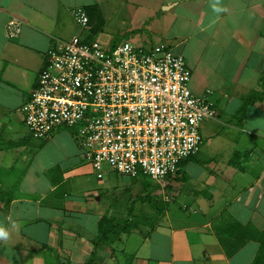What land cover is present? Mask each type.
Segmentation results:
<instances>
[{
	"label": "crops",
	"instance_id": "1",
	"mask_svg": "<svg viewBox=\"0 0 264 264\" xmlns=\"http://www.w3.org/2000/svg\"><path fill=\"white\" fill-rule=\"evenodd\" d=\"M77 7L97 9L90 31ZM13 19L17 38L7 34ZM112 24L121 43L183 55L190 89L210 92L217 110L189 172L163 183L170 193L108 167L99 178L74 131L39 141L24 123L56 40L108 45ZM0 222L11 232L0 264H253L264 246V0H0ZM103 223L135 227L96 246ZM218 229L244 242L231 256Z\"/></svg>",
	"mask_w": 264,
	"mask_h": 264
},
{
	"label": "built area",
	"instance_id": "2",
	"mask_svg": "<svg viewBox=\"0 0 264 264\" xmlns=\"http://www.w3.org/2000/svg\"><path fill=\"white\" fill-rule=\"evenodd\" d=\"M90 31L85 8L71 11ZM21 22L11 20L9 38ZM183 55L165 45L124 41L108 48L98 40H56L22 112L31 138L49 140L60 129L76 133L98 177L104 164L129 179L163 184L203 147L202 125L217 116L210 92L190 89Z\"/></svg>",
	"mask_w": 264,
	"mask_h": 264
},
{
	"label": "trees",
	"instance_id": "3",
	"mask_svg": "<svg viewBox=\"0 0 264 264\" xmlns=\"http://www.w3.org/2000/svg\"><path fill=\"white\" fill-rule=\"evenodd\" d=\"M85 9H86V11L88 13L89 19L93 20V18L95 16L94 12L97 11V9L94 8V7L85 8ZM103 24H104V22L102 21L101 26ZM90 25H91V21H90ZM89 40H91V39H89ZM195 157L196 156L191 157L188 160L182 162L181 165L179 166L178 172L175 175L168 177L167 179H170V178L173 177L176 180H180V179L184 178L185 174L183 173V170H184L183 167L189 161L194 159ZM146 181L152 183L150 180H146ZM166 190H167V192L170 193V187H167ZM132 227H135V226L130 224V223H124L123 225H116V226L112 225L111 229H113V230H108V229L106 230L105 229V225L103 223L102 236L97 241L96 246H99V245H102V244H104V245L111 244L113 241L119 240L120 239L119 238L120 235H122V233H127V232L129 233V231H131L133 229ZM231 227H233V225ZM217 232L220 235L219 236L220 242H221L222 246L226 249V251H227L229 256L234 254L240 248V246L244 243V242H240V241L237 242L236 240L233 241L232 237H230V239H227L225 237V235H221V230L220 229H218ZM109 233H112V234L109 235ZM243 234H245V231H242V233L240 234V237ZM92 263H93V261L89 262V264H92ZM253 264H264V246L261 247V252H260L259 256L257 257L256 261Z\"/></svg>",
	"mask_w": 264,
	"mask_h": 264
},
{
	"label": "rangeland",
	"instance_id": "4",
	"mask_svg": "<svg viewBox=\"0 0 264 264\" xmlns=\"http://www.w3.org/2000/svg\"><path fill=\"white\" fill-rule=\"evenodd\" d=\"M118 29H120V30H123L122 28H120L118 25H114V24H112V25H110L108 28H106L105 29V31H104V33H105V35H106V39H109L110 41H112V42H110L107 46H108V48H112L113 46H115V45H117V43L119 44V43H121V41H123V39H125L124 37L125 36H123V31H119V32H117V30ZM153 43H155V42H153ZM104 44V43H103ZM105 45V44H104ZM205 140V139H204ZM206 141V140H205ZM104 167H108V168H110L109 167V165H107V164H104ZM185 168V167H184ZM183 168V169H184ZM185 174H187V172H189V169L188 168H186L185 169ZM166 182V181H165ZM173 182V181H172ZM164 183V182H163ZM165 185H166V183H164ZM164 184H162V185H164ZM174 186H180L181 184L180 183H178L177 181H174ZM164 185V186H165ZM161 188H163L162 186H161ZM164 189H165V192L167 193V190H166V186L164 187ZM163 189V190H164ZM177 203H179L180 205H183L182 204V202L179 200ZM180 205H175L176 207H178V206H180Z\"/></svg>",
	"mask_w": 264,
	"mask_h": 264
},
{
	"label": "clouds",
	"instance_id": "5",
	"mask_svg": "<svg viewBox=\"0 0 264 264\" xmlns=\"http://www.w3.org/2000/svg\"><path fill=\"white\" fill-rule=\"evenodd\" d=\"M222 9L217 8L214 6V11L219 12ZM11 238V232L9 230V228H7L3 222H0V240H4L7 241Z\"/></svg>",
	"mask_w": 264,
	"mask_h": 264
}]
</instances>
